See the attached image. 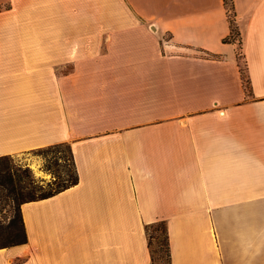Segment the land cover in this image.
Segmentation results:
<instances>
[{"label":"crops","instance_id":"crops-1","mask_svg":"<svg viewBox=\"0 0 264 264\" xmlns=\"http://www.w3.org/2000/svg\"><path fill=\"white\" fill-rule=\"evenodd\" d=\"M0 0V155L67 143L0 264H264V0Z\"/></svg>","mask_w":264,"mask_h":264},{"label":"rangeland","instance_id":"rangeland-1","mask_svg":"<svg viewBox=\"0 0 264 264\" xmlns=\"http://www.w3.org/2000/svg\"><path fill=\"white\" fill-rule=\"evenodd\" d=\"M233 38L237 43L236 53L239 62L243 64L239 37L234 34ZM241 74L244 83L248 85L246 72L243 71ZM0 167L3 169L1 174L11 175L12 185L15 188V192H8V188L2 189L3 194L8 195L0 197V246H4L22 239L18 210L20 201L38 198L53 191L58 185L64 184L69 177L74 176L75 171L67 143L46 145L9 155L8 160L0 161ZM16 194L19 196L15 197ZM147 234L151 264H169L163 226L148 228Z\"/></svg>","mask_w":264,"mask_h":264},{"label":"trees","instance_id":"trees-1","mask_svg":"<svg viewBox=\"0 0 264 264\" xmlns=\"http://www.w3.org/2000/svg\"><path fill=\"white\" fill-rule=\"evenodd\" d=\"M224 1H225V4H226L227 8L229 10H231V14H229V28H230L229 35L227 37H225V39L231 40V41H234L235 42V39L233 38V35L234 34H237L238 37H239V48L241 50V35H240V29H239L238 24H237V22L235 20V17H234L232 1L231 0H224ZM236 47H237V45H236ZM241 55H242V53H241ZM242 58H243V64H240L239 58H238V55H237V59H238V62H239V67H240L241 73L243 71L246 72V62H245V58L243 56H242ZM246 77H247V73H246ZM247 81H248V78H247ZM245 86L247 87L248 85L245 84ZM8 158H9V155L8 154L0 155V161L1 160H8ZM1 170H3L2 167H0V172H1ZM76 179H77V176L74 173V176L69 177L64 184L58 185L56 188L53 189V191H51V192H49L47 194L41 195L38 198H30V199H27V200L20 201V204L18 205V210H19V215H20V224H21V228H22V239L19 240V241H17V242H13V243H10V244H6L4 246L11 245V244H15V243H19V242L24 241V231H23V224H22V218H21V213H20V205L22 203L27 202V201H30V200H36V199H40V198L47 197V196H49V195H51L53 193H56V192L60 191V189H62L64 187H66V186L74 183L76 181ZM12 183H13V178L11 177V175H9V174L8 175L7 174H1L0 173V197H3V196L8 195V194H6V195L3 194L2 189H4V188H8L9 189L8 192H15V188L12 185ZM18 196H19L18 194L15 195V197H18ZM160 225L163 226V232H164V235H165V246H166V250H167V254H168V262H169L168 240H167V230H166L165 221L160 220V221H156V222H153L151 224H148L147 227H146V231H147L148 228H152V227H155V226L158 227ZM149 244H150V242H149V237H148V245ZM149 250H150V248H149Z\"/></svg>","mask_w":264,"mask_h":264},{"label":"built area","instance_id":"built-area-1","mask_svg":"<svg viewBox=\"0 0 264 264\" xmlns=\"http://www.w3.org/2000/svg\"><path fill=\"white\" fill-rule=\"evenodd\" d=\"M229 10V9H228Z\"/></svg>","mask_w":264,"mask_h":264}]
</instances>
